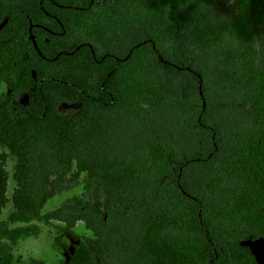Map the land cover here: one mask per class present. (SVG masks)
Instances as JSON below:
<instances>
[{
    "label": "trees",
    "instance_id": "1",
    "mask_svg": "<svg viewBox=\"0 0 264 264\" xmlns=\"http://www.w3.org/2000/svg\"><path fill=\"white\" fill-rule=\"evenodd\" d=\"M0 82V264L50 220L62 264H258L264 0H0Z\"/></svg>",
    "mask_w": 264,
    "mask_h": 264
},
{
    "label": "rangeland",
    "instance_id": "2",
    "mask_svg": "<svg viewBox=\"0 0 264 264\" xmlns=\"http://www.w3.org/2000/svg\"><path fill=\"white\" fill-rule=\"evenodd\" d=\"M226 5L230 10H235L233 3H219ZM6 87L0 82V93L4 92ZM28 102V95H22L20 103L25 105ZM67 106V105H65ZM0 151L7 152L4 145L0 143ZM15 158L11 155L7 157L6 167L12 170ZM13 186L12 178L8 180L7 195L10 196ZM79 191L76 187L69 191H63L48 199L42 208V212H46L59 205L66 197ZM11 209V203L7 202L1 218H4ZM40 232L36 236L26 237L18 240L12 247L15 256H18L21 262L26 263L29 257L39 258L43 264H62L72 251L78 246L82 235H89V231L85 228L82 221H77L71 228H67L62 221L50 220L48 223H39ZM247 244L255 254L258 264H264V240L256 239L248 241Z\"/></svg>",
    "mask_w": 264,
    "mask_h": 264
}]
</instances>
